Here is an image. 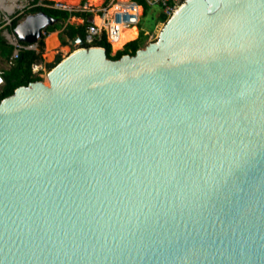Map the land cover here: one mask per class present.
<instances>
[{"label": "water", "instance_id": "1", "mask_svg": "<svg viewBox=\"0 0 264 264\" xmlns=\"http://www.w3.org/2000/svg\"><path fill=\"white\" fill-rule=\"evenodd\" d=\"M46 78L0 100V264H264V0H185Z\"/></svg>", "mask_w": 264, "mask_h": 264}, {"label": "built area", "instance_id": "2", "mask_svg": "<svg viewBox=\"0 0 264 264\" xmlns=\"http://www.w3.org/2000/svg\"><path fill=\"white\" fill-rule=\"evenodd\" d=\"M8 1L9 0H0V40L4 41V43L10 48V54L5 59L0 52V62L4 60L3 66H0V93L5 85V72L16 65V62L19 61L20 57L24 56V52L34 51L36 54L40 52V38L31 43L21 41L14 31L15 25L21 20H24L29 14L27 11L34 5L33 0H26L25 3L23 1H17L20 2L21 5L14 6L11 9L6 8V5L9 3ZM144 1L148 6H158L160 13L168 18L174 12L176 7L185 0ZM36 5H43L42 0H39ZM44 6L68 12L77 11L85 14V16H81L80 18L81 23L77 24L82 25L85 21H88L84 28V40H82V45L70 46L71 51L77 48L94 47V40L101 33L104 34L106 41L110 45L112 41L118 39L122 30L132 27L138 28L137 25L143 14L142 5H138L134 0H100L95 9L92 8V6H88L86 2H81L78 8H73L61 1H55L52 4H44ZM110 9L111 11L109 12ZM86 14L89 15L86 16ZM93 15L100 18L101 23L99 25L92 20ZM14 20H17L15 25L13 24ZM67 23L68 20L65 24ZM42 35L46 36L47 34L42 31ZM39 64L32 65V72L35 75H39V67H41Z\"/></svg>", "mask_w": 264, "mask_h": 264}, {"label": "trees", "instance_id": "3", "mask_svg": "<svg viewBox=\"0 0 264 264\" xmlns=\"http://www.w3.org/2000/svg\"><path fill=\"white\" fill-rule=\"evenodd\" d=\"M39 0H33V6L29 8L27 11L28 13H36L39 11L44 12L45 14L51 16L53 19H55V23L52 25H48L44 32L46 34L52 32L54 33L55 30H59L61 28L62 31L60 32L61 41L63 45L67 44V41L73 40L75 37H80L82 40H84V28L88 21H85L82 25H74V24H65L69 17L72 16H79L83 15V13L80 14V12L77 11H64V10H58L52 7L44 6V4H52L53 1L49 0H42L43 5H36V3ZM138 4L142 5L145 8H148L149 6L145 3L144 0H135ZM89 14H86L88 16ZM95 19L98 21L97 24L99 25L101 23L100 18L95 17ZM167 19L166 16L159 13L158 15V22L164 23V21ZM100 20V21H99ZM17 20H14L13 24L15 25ZM160 29V28H159ZM159 33V30H158ZM51 34V33H50ZM44 35H41V38L39 39V46H40V52L36 54L34 51H25L23 59L16 62V65L5 72V85L3 87L2 92L0 93V99L7 97L13 93V91L23 85H28L32 81L42 80V78L38 75L33 74L32 72V65L33 64H39L43 61L42 59V50L44 47ZM148 37V33L144 31H139V34L137 38L130 40L126 42L122 49L117 50L114 52L113 55L110 54V45L106 41L105 36L103 33H101L95 40H94V46H98L103 48L104 54L109 59H118L122 55H134L135 51L143 45L145 40ZM67 48H65L66 51ZM0 52L3 56L7 57L10 54V48L7 46L4 41L0 40ZM61 60L60 57H57L55 62L49 66V69H51L55 64H57Z\"/></svg>", "mask_w": 264, "mask_h": 264}, {"label": "rangeland", "instance_id": "4", "mask_svg": "<svg viewBox=\"0 0 264 264\" xmlns=\"http://www.w3.org/2000/svg\"><path fill=\"white\" fill-rule=\"evenodd\" d=\"M51 1L55 2L58 0H51ZM59 1H62L65 4L70 5L73 8H78L79 0L76 4H70V3L65 2L64 0H59ZM107 1H109V0H107ZM84 2H87V0H84L82 3H84ZM99 2H100V0H99ZM97 5L92 6V8H94V9L97 8ZM138 5H140V4H138ZM158 13H159V8L156 5L149 6L148 8H145V9L143 7V14L140 17V20H139L137 27H138L139 31H144V32L148 33V37L145 40V42L143 43V45L141 46V48H143L149 42L155 41L157 39L158 30H159V28H161V26L163 24V23L161 24L158 22V17H157ZM95 17H97V16L96 15L93 16L94 22L97 24L98 21L95 19ZM69 22L71 24H74V25L77 23L78 24L81 23V21H79L78 19H75V20L71 19ZM60 32H61L60 29L54 31V33L57 36L56 37L57 47H55V48H53V46L49 45L47 42V39L50 37V35L48 37L46 35L43 39V41H44V47L42 50L43 61L39 64V65H41V69L39 70L38 76H40L42 78V81H44L46 84H47L46 73L49 70V66L55 62L57 57H60L62 59V58L67 56L69 50L71 52L70 45H69L70 41H67V44L63 45L62 41H61ZM54 33H52V34H54ZM65 48H67L66 51H65ZM120 49H122V47L119 49H115V50H112L110 47V54L113 55L115 51L120 50Z\"/></svg>", "mask_w": 264, "mask_h": 264}, {"label": "bare ground", "instance_id": "5", "mask_svg": "<svg viewBox=\"0 0 264 264\" xmlns=\"http://www.w3.org/2000/svg\"><path fill=\"white\" fill-rule=\"evenodd\" d=\"M17 1H23L25 3L26 0H9L8 1L9 3L6 5V8L7 9H11L14 6H20L21 3L17 2ZM64 1L67 2V3H70V4H76L78 2V0H64ZM87 2H88L87 3L88 6L89 5L90 6H95V5L98 4L99 0H87ZM110 11H111V9H110ZM93 21H94V19H93ZM137 33H138V30H137L136 27H132V28H129V29L122 30V32L120 33L118 39L115 40V41H112L111 49L115 50V49L121 48L123 46V44L126 43L127 41L135 39L136 36H137ZM56 37L57 36L54 33V34H51L50 37L47 39L48 44L53 46V48L57 47ZM46 80H47V78H46Z\"/></svg>", "mask_w": 264, "mask_h": 264}, {"label": "crops", "instance_id": "6", "mask_svg": "<svg viewBox=\"0 0 264 264\" xmlns=\"http://www.w3.org/2000/svg\"><path fill=\"white\" fill-rule=\"evenodd\" d=\"M49 1H51V0H49ZM59 1V0H58ZM84 1V0H83ZM83 1H81V0H79V2H78V6H79V4H81V2H83ZM62 2V1H61ZM64 3V2H63ZM86 3H88V2H86ZM159 13H160V11H159ZM159 13H158V15H159ZM81 14V13H80ZM81 16H85V14L83 13V15L81 14V15H79V16H72V17H70V18H68V23L69 24H71L69 21L71 20V19H78L79 21H80V18H81ZM94 16V15H93ZM93 16H92V20L94 19L93 18ZM158 17V16H157ZM78 24V23H77ZM77 24H75V25H77ZM62 29L63 28H61L60 30L62 31ZM137 30H138V33H137V36H138V34H139V29L137 28ZM51 34H52V32H50ZM50 33H48L47 34V37H48V35H51ZM137 36H136V38H137ZM128 42V41H127ZM125 44V43H124ZM70 45V44H69ZM71 49V48H70ZM70 54V50H69V52H68V54L67 55H69ZM2 55V54H1ZM3 56V55H2ZM3 58L5 59L6 57L5 56H3ZM65 58V57H64ZM3 64H4V60H2L1 62H0V66H3ZM40 69H41V67H39Z\"/></svg>", "mask_w": 264, "mask_h": 264}]
</instances>
